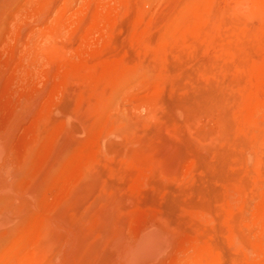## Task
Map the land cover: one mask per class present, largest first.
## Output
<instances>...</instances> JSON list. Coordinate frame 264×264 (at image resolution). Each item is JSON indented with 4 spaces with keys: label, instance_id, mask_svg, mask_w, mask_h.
<instances>
[{
    "label": "rangeland",
    "instance_id": "rangeland-1",
    "mask_svg": "<svg viewBox=\"0 0 264 264\" xmlns=\"http://www.w3.org/2000/svg\"><path fill=\"white\" fill-rule=\"evenodd\" d=\"M235 1L0 0V264H264V0Z\"/></svg>",
    "mask_w": 264,
    "mask_h": 264
},
{
    "label": "bare ground",
    "instance_id": "bare-ground-1",
    "mask_svg": "<svg viewBox=\"0 0 264 264\" xmlns=\"http://www.w3.org/2000/svg\"><path fill=\"white\" fill-rule=\"evenodd\" d=\"M236 3H235V5L237 6V7H243V8H247L248 9V7L250 6V0H241V1H235ZM3 7V6H2ZM20 16V15H19ZM3 20V19H2ZM3 27L4 26H2V28H0V30L1 29H3ZM7 28V27H6ZM5 30V29H4ZM3 31V30H2ZM5 32V31H4ZM3 33V32H2ZM1 37V36H0ZM4 37V36H3ZM6 37H4V39H5ZM7 38H9V36L7 37ZM6 38V39H7ZM8 41V40H7ZM8 43V42H7ZM10 44V43H9ZM8 46V45H7ZM35 47V46H34ZM27 52V51H26ZM22 53V52H21ZM28 53V52H27ZM26 53V54H27ZM20 55V54H19ZM29 55V54H28ZM27 55V56H28ZM22 59H23V56H22ZM30 60H28V62H29ZM18 62H16V64H17ZM33 63V62H32ZM32 67V66H31ZM30 69V68H29ZM16 73V72H15ZM18 74V73H17ZM16 75V74H15ZM23 75V73L21 74V76ZM24 75H26V74H24ZM17 77H18V75H16ZM27 76V75H26ZM23 77V76H22ZM21 77V78H22ZM27 78V77H26ZM19 79V78H18ZM17 79V80H18ZM25 81H26V79H25ZM17 83V82H16ZM24 84V83H23ZM25 85V84H24ZM26 88V87H25ZM27 103V102H26ZM29 107V106H28ZM24 112H26V111H24ZM5 114V113H4ZM29 116V115H28ZM22 119V118H21ZM19 120V119H18ZM27 120V119H26ZM14 122V121H13ZM16 123H17V125H18V121H15ZM14 122V125L16 124ZM10 124V123H9ZM13 124V123H12ZM21 124V123H20ZM14 125H12L13 126V128L14 127H16V126H14ZM11 126V125H10ZM10 126L9 125H7L6 126V128H8V129H6L5 130V132H4V134L3 133H1V128H0V200L2 199L1 197H3L4 195L6 196L8 193L11 195L12 193H10V192H8V191H10L11 190V185H10V187H9V184H13V183H10V182H8L7 181V179H11V178H8V177H11L12 175H10V174H12V172L10 173V171L11 170H9L10 169V167H11V164L9 163V160H11V159H9L7 162L10 164V166H7L8 164H7V162H6V158H5V156H6V149L9 147L8 145L11 143V142H9L10 141V130H12L11 128H10ZM21 126V125H20ZM24 128V127H23ZM15 129V128H14ZM23 130V129H22ZM11 133H12V131H11ZM11 136H13V135H11ZM12 139V138H11ZM14 140V139H13ZM14 142V141H13ZM12 146V145H11ZM28 150V149H27ZM15 152V151H14ZM32 152V151H31ZM8 153V152H7ZM31 156V155H30ZM30 156H29V159H31L30 158ZM25 159H27V158H25ZM13 163V162H12ZM30 163V162H29ZM29 163H27L28 165H29ZM14 167V166H13ZM20 167V166H19ZM25 168V167H24ZM23 168V169H24ZM56 168V167H55ZM2 169V170H1ZM21 169V168H20ZM7 170H9V172L7 171ZM25 170V169H24ZM30 170V169H29ZM23 171V170H22ZM10 173V174H9ZM23 173V172H22ZM26 173V172H25ZM8 174H9V176H8ZM31 175V174H30ZM11 182H12V180H11ZM13 182H15V180L13 181ZM14 185V184H13ZM16 185V184H15ZM40 185V184H39ZM38 188V187H37ZM42 188V187H41ZM13 190V189H12ZM11 190V191H12ZM14 191V190H13ZM12 191V192H13ZM27 191V190H26ZM40 191V190H39ZM8 192V193H7ZM36 192V191H35ZM33 194V193H32ZM9 195V196H10ZM15 196V195H14ZM29 196V195H28ZM35 197V196H34ZM13 198V197H12ZM11 198V199H12ZM28 198V197H27ZM30 198V197H29ZM10 200V199H9ZM34 200V199H33ZM38 200V199H37ZM4 201H7V200H4ZM19 202V201H18ZM21 202V201H20ZM2 203V202H1ZM15 203V202H14ZM13 203V204H14ZM23 203V202H22ZM16 204V203H15ZM2 205V204H1ZM0 205V206H1ZM5 205V204H4ZM35 208H36V206H35ZM4 210H6L5 208H4ZM26 211V210H25ZM28 211V210H27ZM4 215H5V213L3 212V211H1ZM39 212V211H38ZM11 213V212H10ZM3 214H1L0 213V219L1 218H4L3 217ZM8 214V213H7ZM23 214V213H22ZM10 214H8V216H9ZM12 215H14V214H12ZM15 215H17V214H15ZM18 215H20V214H18ZM29 215V214H28ZM6 217H7V215H5ZM22 216V215H21ZM23 216H27L26 214L25 215H23ZM10 217V218H9ZM9 217H7V218H9V219H7V220H9V222H10V219H11V221L13 220V222L15 221V224H16V220L13 218V216L11 217V216H9ZM20 217V216H19ZM17 218V217H16ZM20 218H22V217H20ZM19 218V219H20ZM24 218V217H23ZM5 219V218H4ZM4 219H2V220H0V231H1V228L3 227L2 225L4 224V226L6 225V223L4 222L5 220ZM24 220V219H23ZM19 221V220H18ZM8 222V221H7ZM12 223V222H11ZM11 223H8L9 225H13V224H11ZM14 224V226H16V229H17V225H15ZM19 224V223H18ZM8 225H6V227H7ZM13 226V227H14ZM8 227H10V229H12L11 228V226H8ZM7 227V228H8ZM4 228V227H3ZM9 229V228H8ZM10 229H9V231H10ZM13 229H15V228H13ZM12 229V230H13ZM5 230V229H4ZM3 231V230H2ZM15 231V230H14ZM7 232V231H6ZM10 233V232H9ZM14 236H15V234H14V232L12 231L11 232ZM10 233V234H11ZM12 234L9 236L8 234H6L4 237H7V240H8V238L10 237L11 239H12V237H14V236H12ZM158 237V236H157ZM1 239H2V236L0 237ZM9 238V240H11ZM159 238V237H158ZM14 239V238H13ZM160 239V238H159ZM8 240V241H9ZM0 242H3V241H1L0 240ZM158 243V240H157V238H156V236H153L152 238H151V240L148 242V243H146V250L145 251H147V252H150L154 247V245H156ZM95 246V245H94ZM148 247V248H147ZM94 248V247H93ZM89 250V249H88ZM91 251V250H90ZM95 252H96V250H94ZM97 251H99V250H97ZM90 253V252H89Z\"/></svg>",
    "mask_w": 264,
    "mask_h": 264
}]
</instances>
